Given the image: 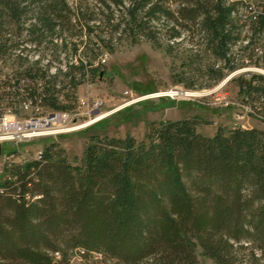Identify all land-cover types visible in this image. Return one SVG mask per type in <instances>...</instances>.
Segmentation results:
<instances>
[{"label": "trees", "instance_id": "trees-1", "mask_svg": "<svg viewBox=\"0 0 264 264\" xmlns=\"http://www.w3.org/2000/svg\"><path fill=\"white\" fill-rule=\"evenodd\" d=\"M128 35L184 55L205 80L177 83L210 86L264 59V0H0V62L15 65L0 72L2 94L65 109L59 92ZM47 52L64 68L52 73ZM238 80L264 122V75ZM199 124L154 121L149 146L93 135L82 165L52 143L15 166L0 192V264H70L78 248L117 264H197V244L217 264H264V128L208 136Z\"/></svg>", "mask_w": 264, "mask_h": 264}, {"label": "rangeland", "instance_id": "rangeland-1", "mask_svg": "<svg viewBox=\"0 0 264 264\" xmlns=\"http://www.w3.org/2000/svg\"><path fill=\"white\" fill-rule=\"evenodd\" d=\"M92 37L96 38V35L93 34ZM75 39V36L69 37L70 41ZM52 57L51 52H47L43 57L45 62L51 60L52 73L57 68H64L66 56H61L62 61ZM14 69L15 65L12 63L0 62V72L7 73ZM93 69L94 71L90 70L82 78L78 87L69 86L59 92L61 106L73 112H80L74 115V123H77L79 128L57 136L8 144L9 149H15L17 152L16 166L20 164V160H26L22 165L33 160L38 155V150H44L52 143L65 148L73 164L82 165L86 144L93 135L120 138L133 136L137 143L149 146V126L154 121L197 117L200 119L198 130L208 136L214 135L219 126L232 128L260 125L264 128L258 108L256 109L252 102L245 101L239 93L238 80L240 76L248 78L253 74L264 75L263 58L255 64H242L236 70L228 71L217 83L192 89L174 80L175 74L177 77L193 76L199 86L205 82L201 76H194L195 74L184 66V55L168 54L164 47H158L144 36L128 35L113 51L104 49L99 52ZM157 94L160 96H156ZM87 96L103 101L101 112L89 114L87 107H79V99ZM248 105L256 112L248 110ZM45 109L54 110L48 106H45ZM95 116L96 120L93 121ZM22 119L24 127L29 128L34 119L39 121L45 117L32 115ZM70 123L63 122L64 125ZM42 129L39 127L35 131L40 132ZM69 257L70 264H117L116 260H105L98 253L83 255L81 258L72 251ZM196 258L197 264H217L198 244Z\"/></svg>", "mask_w": 264, "mask_h": 264}, {"label": "built area", "instance_id": "built-area-1", "mask_svg": "<svg viewBox=\"0 0 264 264\" xmlns=\"http://www.w3.org/2000/svg\"><path fill=\"white\" fill-rule=\"evenodd\" d=\"M257 63L254 62L253 64ZM2 89L0 88V192L4 190L7 181H12L15 179L12 172L13 168L16 166V154L15 149H9L8 144H16L20 142H29L34 139L44 138L48 136H57L59 134L74 131L79 128L77 123H74V115L80 112H73L68 109L59 110H46L45 105L40 102H35L29 95L23 97L21 94H17L11 91V94L3 95ZM23 106H30V113H23ZM87 107V113L92 114L95 111L101 112L103 101L101 99H90V97H81L79 99V107ZM248 110L253 111L251 106H246ZM38 116L45 115V121L51 120L47 126H41L37 124V120L34 119L30 122L29 128L24 127L22 118L25 116ZM261 117V115H259ZM262 118V117H261ZM96 120V116L93 121ZM71 122L70 125H64L63 122ZM43 128L42 131H35L37 128ZM45 128L54 129L52 133H47L43 135ZM31 138V139H30ZM43 150H38V158L42 154ZM26 162V160H24ZM24 162L20 160L19 165ZM75 254L82 258L86 255V250L83 248H78L74 250ZM97 255V253H93ZM55 260L61 258L60 252H55L53 254Z\"/></svg>", "mask_w": 264, "mask_h": 264}, {"label": "bare ground", "instance_id": "bare-ground-1", "mask_svg": "<svg viewBox=\"0 0 264 264\" xmlns=\"http://www.w3.org/2000/svg\"><path fill=\"white\" fill-rule=\"evenodd\" d=\"M184 94V93H183ZM162 95V94H161ZM182 95V94H181ZM184 95H186V94H184ZM156 96H160V95H156ZM30 113V106H23V113ZM44 117H45V115H44ZM51 120H46L45 121V119L44 120H40L39 119V121L37 120V124L38 125H41L42 127L43 126H47L48 125V123L50 122ZM47 124V125H46ZM54 129H50V128H45L44 127V131H43V133H45V134H43V135H46L47 133H52V131H53ZM31 139V138H30ZM38 156V155H37ZM36 156V157H37Z\"/></svg>", "mask_w": 264, "mask_h": 264}, {"label": "crops", "instance_id": "crops-1", "mask_svg": "<svg viewBox=\"0 0 264 264\" xmlns=\"http://www.w3.org/2000/svg\"><path fill=\"white\" fill-rule=\"evenodd\" d=\"M257 126L260 127V125H257ZM244 127H249V126L244 125ZM250 127H253V126H250Z\"/></svg>", "mask_w": 264, "mask_h": 264}, {"label": "water", "instance_id": "water-1", "mask_svg": "<svg viewBox=\"0 0 264 264\" xmlns=\"http://www.w3.org/2000/svg\"><path fill=\"white\" fill-rule=\"evenodd\" d=\"M0 153H1V145H0Z\"/></svg>", "mask_w": 264, "mask_h": 264}]
</instances>
